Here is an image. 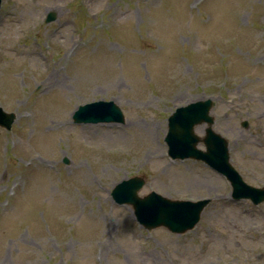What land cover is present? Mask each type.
Instances as JSON below:
<instances>
[{
    "label": "rangeland",
    "instance_id": "obj_1",
    "mask_svg": "<svg viewBox=\"0 0 264 264\" xmlns=\"http://www.w3.org/2000/svg\"><path fill=\"white\" fill-rule=\"evenodd\" d=\"M204 98L231 165L264 188V0H1L0 108L15 119L0 127V264H264V201L166 154L168 116ZM97 100L123 122L75 124ZM133 176L140 197L209 202L187 232L148 231L110 196Z\"/></svg>",
    "mask_w": 264,
    "mask_h": 264
},
{
    "label": "water",
    "instance_id": "obj_2",
    "mask_svg": "<svg viewBox=\"0 0 264 264\" xmlns=\"http://www.w3.org/2000/svg\"><path fill=\"white\" fill-rule=\"evenodd\" d=\"M52 19L53 14L49 13L45 21ZM212 106L211 99H205L176 108L167 119L164 138L167 155L173 160L203 162L226 178L234 200L250 199L253 204H259L264 201V188L246 184L229 163L228 142L212 129L213 117L209 114ZM14 119L13 113H6L0 108V127L10 130ZM72 119L78 124L121 123L124 116L112 101L98 100L78 106ZM201 124L206 125L203 137L194 132L195 126ZM241 126L246 128L247 121H243ZM199 143L203 144L204 150L197 147ZM143 184L140 177L123 180L112 189L111 196L117 204L131 205L137 222L148 231L164 227L175 234L187 232L199 221L201 212L209 202V199L195 202L170 200L155 192L139 197L137 192Z\"/></svg>",
    "mask_w": 264,
    "mask_h": 264
},
{
    "label": "bare ground",
    "instance_id": "obj_3",
    "mask_svg": "<svg viewBox=\"0 0 264 264\" xmlns=\"http://www.w3.org/2000/svg\"><path fill=\"white\" fill-rule=\"evenodd\" d=\"M56 83H60L61 85H62V82H59V81H55ZM56 83H54L53 82V78L52 77H48L47 79H46V81H45V85H49V86H51V85H54V84H56Z\"/></svg>",
    "mask_w": 264,
    "mask_h": 264
}]
</instances>
